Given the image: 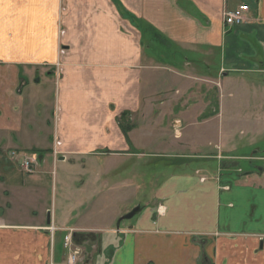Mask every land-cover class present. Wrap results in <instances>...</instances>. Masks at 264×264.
<instances>
[{
	"label": "crops",
	"instance_id": "obj_1",
	"mask_svg": "<svg viewBox=\"0 0 264 264\" xmlns=\"http://www.w3.org/2000/svg\"><path fill=\"white\" fill-rule=\"evenodd\" d=\"M243 4L247 20L227 25ZM262 75L264 0H0V264H65L66 235L100 232L57 224L48 203L13 212L48 199L49 158L81 160V210L98 200L94 157L108 160V176L149 147L166 156L183 125L200 122L218 126L219 154L196 155L210 160L196 167L193 154L171 155L190 160L174 162L131 223L99 237L110 253L101 264H264V149L238 141L229 115L237 102L264 114ZM36 153L24 174L20 158Z\"/></svg>",
	"mask_w": 264,
	"mask_h": 264
},
{
	"label": "rangeland",
	"instance_id": "obj_2",
	"mask_svg": "<svg viewBox=\"0 0 264 264\" xmlns=\"http://www.w3.org/2000/svg\"><path fill=\"white\" fill-rule=\"evenodd\" d=\"M260 77L264 79V75ZM247 80H249V78H247ZM238 92L239 93L237 97L239 98L237 99L247 100L248 98L249 100L248 91L238 90ZM210 95L211 98L214 97L215 101L217 100V92L214 88L211 90ZM237 104H239V102L234 104V106L236 105L235 108H229V115H233L232 113L235 111L237 116H239L238 119H235L234 121L237 122V124L231 125L233 131L237 132L236 135L238 141L248 143V140L253 139L257 144H260V146L262 145L260 148L264 149V114L258 115L256 118H254L252 111H249L244 103H242L241 106H237ZM216 106L217 105H215V108ZM250 110H252V108H250ZM258 110L261 109H256L253 112H258ZM246 112L249 113L245 115ZM242 117V122H239V119ZM260 119H262L263 122H261ZM123 120L126 122V127H128L129 123L127 122L129 118L124 116ZM255 120H258V122L256 124L252 123V121L255 122ZM168 126V133L171 134L169 136V141H172L175 135V130L171 125ZM181 132L182 136L177 139L179 143L167 144L166 148L162 150L165 152L164 154H166V156L159 157L158 155H152L151 153H153V150L155 149L149 147L148 150H146L144 156H141L140 158H131L132 160L126 163V166L122 170L109 174L108 176H106L108 160L103 161L104 157H102L101 160L99 157H94L95 159H98L96 164L99 167L97 174L98 178L101 179L97 187L98 200L97 204L95 205H90L87 203L81 210H79V205L75 203L78 198L76 191L78 190V185L81 178L79 175V170L82 163L81 160H79V157L77 156H69L65 161H57L56 164L51 157L49 158L47 164L48 169L46 170L48 172L43 176L46 182L47 191L49 193L48 199L44 198V201H41V204H38L33 200H24L20 205H14L13 212L21 211L22 214H25L28 210H30V208L37 209L39 206L42 208L48 203L49 212L56 218L57 224H65L68 225V227L79 224L86 227L99 229L100 232L88 233V235L82 236L81 240H76V237H72L73 244L71 250L70 247H67L64 244V254L65 258L67 257L66 263H68L69 256L74 251H78L76 261L77 264L108 263L109 260L107 261V259L108 256H110V253L108 256L106 255V252L103 250L102 241L99 239L102 237L106 238L109 234L107 231L110 228L117 229V222L120 217L130 212L136 206L144 204L156 197L157 187L159 184L169 172L177 168L176 164L174 163L175 161H183L186 159L188 161L190 160L189 157H171V155L173 156L179 153L188 155L193 154L195 156L219 154V150L216 147L219 135L217 125H207L201 122L197 124L185 123L181 129ZM57 141L58 139L56 138V142ZM254 150L256 149H242L239 151V153H250ZM36 155L38 156L37 153ZM39 156L38 159H40ZM209 161L210 160L208 159L204 160V158L196 156L191 159V165L193 167L202 165L205 166L207 163H209ZM213 163L216 164L215 161H213ZM239 163L245 171L251 170L247 160L240 159ZM61 179L64 180V185L61 184ZM127 184L130 188L128 192H126L125 189ZM93 185V183L90 185L92 189ZM86 188L91 189L89 186H86ZM122 190H124V192ZM62 192H65L66 196H63L61 194ZM74 210L76 211V215L72 213ZM10 211L12 212V210ZM130 221L131 219L123 220L121 222V226L128 225L131 223ZM93 235H95L96 238L93 237ZM106 247L108 246L106 245Z\"/></svg>",
	"mask_w": 264,
	"mask_h": 264
},
{
	"label": "built area",
	"instance_id": "obj_3",
	"mask_svg": "<svg viewBox=\"0 0 264 264\" xmlns=\"http://www.w3.org/2000/svg\"><path fill=\"white\" fill-rule=\"evenodd\" d=\"M249 11H250L249 5L247 4H243L233 10L226 11L224 15L225 23L229 26L240 25L247 20L248 18L247 14L249 13ZM13 156H15V153H13ZM39 164H40V160L38 159V156L35 154H23L19 160L20 170L27 175L34 173L37 167L39 166ZM50 228L51 231H55L54 226H51ZM72 237H73L72 233L64 237V242H65L64 244L65 246L70 247V250L73 244ZM77 254L78 251H74L69 256L68 264H77L76 263Z\"/></svg>",
	"mask_w": 264,
	"mask_h": 264
},
{
	"label": "water",
	"instance_id": "obj_4",
	"mask_svg": "<svg viewBox=\"0 0 264 264\" xmlns=\"http://www.w3.org/2000/svg\"><path fill=\"white\" fill-rule=\"evenodd\" d=\"M141 209H142L141 206L138 205L135 208H133L130 212L120 217V219L117 222V227L120 226L121 221L133 218L135 215H137L141 211Z\"/></svg>",
	"mask_w": 264,
	"mask_h": 264
},
{
	"label": "trees",
	"instance_id": "obj_5",
	"mask_svg": "<svg viewBox=\"0 0 264 264\" xmlns=\"http://www.w3.org/2000/svg\"><path fill=\"white\" fill-rule=\"evenodd\" d=\"M123 127H125L124 124H123ZM125 131H126V130H125Z\"/></svg>",
	"mask_w": 264,
	"mask_h": 264
}]
</instances>
